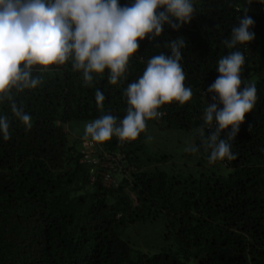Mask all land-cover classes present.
I'll return each instance as SVG.
<instances>
[{
	"label": "trees",
	"instance_id": "obj_1",
	"mask_svg": "<svg viewBox=\"0 0 264 264\" xmlns=\"http://www.w3.org/2000/svg\"><path fill=\"white\" fill-rule=\"evenodd\" d=\"M192 2L196 12L190 23L179 30L165 24L160 37L138 41L126 78L116 85L109 83L108 69L93 73L91 86H85L72 61L47 71L34 65L33 75L42 83L13 90L17 105L32 117L31 129L14 116L10 102L0 103V116L10 123V139L0 134V264H264V0ZM245 14L254 20L249 30L255 38L230 49L224 41ZM178 37L186 41L181 64L192 98L161 106L162 115L146 124L191 132L197 151L185 154L209 162L204 140L215 122L208 128L203 121L212 95L205 91L219 75L218 61L240 50L245 56L241 79L255 84L258 99L234 141H228L237 158L215 162L222 170L184 172L174 169L170 155L147 150L144 132L135 141L113 136L90 147V157L102 151L123 155L110 171L115 182L104 185V168L82 160L84 135L69 139L67 123L88 124L102 115L123 119L128 84L143 74L152 56L171 55L164 44ZM97 90L105 95L102 107ZM157 218L173 247L134 252L122 230Z\"/></svg>",
	"mask_w": 264,
	"mask_h": 264
},
{
	"label": "clouds",
	"instance_id": "obj_2",
	"mask_svg": "<svg viewBox=\"0 0 264 264\" xmlns=\"http://www.w3.org/2000/svg\"><path fill=\"white\" fill-rule=\"evenodd\" d=\"M195 12L192 0H134L124 6L118 0H0V103L10 102L14 116L30 130L32 117L17 105L13 90L23 92L42 83L33 75L34 65L47 71L49 66L72 61L74 71L82 70L85 86H91L93 73L103 74L108 69L109 83L116 85L126 78L130 57L140 48L138 41L160 37L165 24L179 30L190 23ZM253 26L254 20L245 14L224 44L230 49L247 45L255 38L249 30ZM164 47L171 55L160 52L152 56L143 74L125 89L129 107L124 118L117 123L116 117L102 115L86 124L85 141L91 138L103 144L113 136L121 142L135 141L146 131V121L162 115L158 111L161 106L173 101L183 105L192 98V89L184 84L186 75L181 64L186 41L178 37L166 41ZM244 64L240 50L223 56L216 69L219 75L205 91L212 95L203 121L208 128L215 122L214 130L204 140L210 149V164L237 158L228 141H234L245 115L252 112L258 99L255 84L244 85L241 79ZM95 100L102 107L104 93L97 90ZM229 127L226 138H221ZM9 130L7 116H0V134L5 141L10 139ZM199 132L203 136L204 128ZM147 139L151 141L152 137ZM185 151L195 152L197 148L188 146Z\"/></svg>",
	"mask_w": 264,
	"mask_h": 264
},
{
	"label": "rangeland",
	"instance_id": "obj_3",
	"mask_svg": "<svg viewBox=\"0 0 264 264\" xmlns=\"http://www.w3.org/2000/svg\"><path fill=\"white\" fill-rule=\"evenodd\" d=\"M86 123L82 120H70L67 123L69 139L84 135ZM146 149L154 153L170 155L174 169L196 173L198 171L222 170V166L201 159L199 154H185V148L193 145L192 133L174 128L160 127L155 123L147 125L144 132ZM148 136L152 139L149 141ZM200 160V164H198ZM170 161V159H169ZM168 164L170 165V162ZM119 176L118 174L116 175ZM121 237L126 238L134 252H156L169 246L173 247L171 239L164 238V225L161 218L152 221L136 222L125 227Z\"/></svg>",
	"mask_w": 264,
	"mask_h": 264
},
{
	"label": "built area",
	"instance_id": "obj_4",
	"mask_svg": "<svg viewBox=\"0 0 264 264\" xmlns=\"http://www.w3.org/2000/svg\"><path fill=\"white\" fill-rule=\"evenodd\" d=\"M119 120L122 119H118L117 123H119ZM81 144L84 148V153L82 154V160L93 164H98L99 166L103 167L104 170L100 172L102 183L104 185L113 184L115 181L110 175V171L116 170L118 163L122 160V156H123L122 153L120 152L109 153L102 151L100 155L97 156V158L90 157V150H91L90 147L92 145L91 139H88L87 141L83 139Z\"/></svg>",
	"mask_w": 264,
	"mask_h": 264
}]
</instances>
